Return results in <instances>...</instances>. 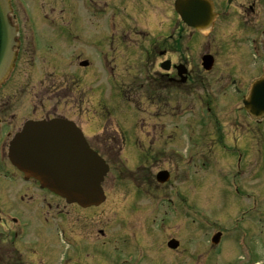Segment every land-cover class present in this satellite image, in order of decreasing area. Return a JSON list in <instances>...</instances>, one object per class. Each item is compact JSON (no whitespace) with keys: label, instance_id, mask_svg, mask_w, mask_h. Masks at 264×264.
Segmentation results:
<instances>
[{"label":"rangeland","instance_id":"rangeland-1","mask_svg":"<svg viewBox=\"0 0 264 264\" xmlns=\"http://www.w3.org/2000/svg\"><path fill=\"white\" fill-rule=\"evenodd\" d=\"M12 2L16 5L14 13L19 16L23 45L14 77L0 88L1 125L10 128H13L8 123L11 116H14V124L20 127L25 117H43L54 110L51 106L56 99L51 83L45 77L51 71L57 77H68L73 72L76 55L85 52L87 30L85 0ZM28 30L35 40L30 41ZM70 34L81 36L77 37L76 43L72 38L66 44L61 41L56 47L58 51L51 47L54 35ZM36 38H42L40 48ZM35 42L40 52L34 49ZM94 48L93 57L97 53V47ZM54 56L57 64L52 69ZM93 62L96 64L95 60ZM113 67L114 75H119L117 65ZM80 72L79 75L84 77ZM92 73L87 86H82V91L88 94L86 100L75 115L79 104L65 103L72 102L70 98L59 101L57 106L58 113L82 126L88 142L105 158L110 168L102 184L107 198L101 209L82 211L77 215L81 219L86 215L90 221L96 218L99 222L105 237L97 238L94 232L90 239L94 241L97 238L99 244L102 242L104 252L89 250L87 257L76 258L77 264H264V256L250 258L248 255L251 247L264 252V194H257L260 188H264V170L261 171L264 168L258 175L256 173L264 161V119L255 125L254 121L246 118L241 101L237 99L240 97L234 99L233 95L229 96L232 88L224 79L219 92L222 96L221 99L215 98L213 113L220 128L212 118H199L198 108L194 105L179 117L157 118L158 123H165L168 127L178 125L170 131L172 135H164L166 138L162 139V135L151 132V123L156 119L149 107L148 84L141 86L140 98L133 90L135 86H121L124 99L130 100L127 104L118 96L113 82L100 85L103 75L97 70V65ZM69 82L67 79L66 83ZM215 88L217 86L211 85L208 93L217 94ZM8 96L11 100L7 103ZM41 100L43 106H40ZM4 102L7 104L3 105ZM130 103L143 112L136 111ZM104 124L107 128L102 131L100 128ZM107 124L123 135L124 145L118 133L117 136L109 132ZM96 137L98 139L95 140ZM219 137L227 148L225 152L216 143ZM154 139L155 147L150 145ZM232 141L238 143L241 150ZM238 154L243 158L242 165L238 163L240 171L236 162ZM161 170L170 173L169 180L163 184L155 182V175ZM4 173L5 170L3 178H6ZM4 185L3 203L8 210L22 217L36 215L40 209L37 203L40 194L34 187L30 186L28 190L34 197L32 202L28 201L33 205L29 207L19 200L6 203L8 196L14 194L15 187ZM48 223L50 227H42L40 236L43 260L45 264H60L64 254L48 255L47 251L62 247L58 243L59 233L69 222L57 218ZM81 223L71 222V225L79 229ZM83 229L90 236L92 227ZM223 229V237L227 238L216 254L207 240L213 231ZM77 231L81 233V229ZM169 239H176L179 246L168 248L166 242ZM236 240L243 246H238ZM79 241L83 247V239L78 237ZM81 252L85 253L84 250Z\"/></svg>","mask_w":264,"mask_h":264},{"label":"flooded vegetation","instance_id":"flooded-vegetation-1","mask_svg":"<svg viewBox=\"0 0 264 264\" xmlns=\"http://www.w3.org/2000/svg\"><path fill=\"white\" fill-rule=\"evenodd\" d=\"M177 1L85 0L87 30L84 36L86 45L84 47L86 57L81 59L77 54L75 65L79 67L83 60L86 61L84 68L88 71L83 72V75L89 77L83 78L76 70L70 78L57 77L54 71H51V75H47L45 79L49 81V84L51 83L53 93L56 94L53 95L56 103L51 106L54 110L43 117H25L24 122L62 117L63 115L57 112V106L59 101L64 99L70 98L72 102H65L70 105H81L85 91L78 89L77 84H80L83 79L86 80L83 82L87 84V80L92 79V70L96 65L97 70L103 75L99 81L100 84L113 82L114 86L150 85L151 113L156 120L157 118L171 119L176 116L175 111L177 113L181 107L192 108L198 105L200 108L204 103L207 111H210L208 105L220 96L221 81L224 82V79L243 96L247 85L254 80L257 71L264 65V0H191V2L184 0L181 2L179 11L175 6ZM185 19L200 23L201 26H204L206 22L204 20L207 19L208 29L199 30L190 27ZM11 20L13 23L18 22V16L11 14ZM79 36L81 35H54V40L50 42L53 44L51 47L58 51L59 48L56 47L61 41L65 43L72 38L76 43ZM41 39H37L39 48L42 43ZM17 41L18 48L22 50L21 31L19 38L17 36ZM95 46L97 53L93 57ZM39 48L36 44L34 49L40 52ZM53 59L52 69L57 64L55 56ZM18 61L19 50L14 69H17ZM115 65H117L119 75H114L113 66ZM67 79L69 83H66ZM211 85L217 86L215 88L218 91L217 94L208 93ZM66 89H69L68 93ZM10 100L11 97L8 96L7 103ZM7 103L4 102L3 105ZM43 105L41 100L40 106ZM12 119L14 116L8 119V123L13 125V128H10L7 125L2 126L0 118V264H45L42 253L44 251L43 241L40 243L41 229L49 224V221L57 218H63L69 222L65 224V228H61L62 230L59 228L69 241L57 250H48V255L57 256L58 252L60 256L64 254L62 258L66 261L65 264H77L76 258L78 256L87 257L89 250L103 254L104 245L102 242L99 244L97 238L105 237L104 229H101L96 218L90 221L86 215L83 219L77 217L78 213L82 211L86 213L92 208L83 209L74 203H67L61 197L42 188L31 173L13 164L9 156V148L16 133L21 131L23 126L17 127ZM164 128L165 126L157 121L151 125L153 133H162ZM216 139L217 145L225 148L220 141L221 137ZM213 141L216 140L213 139ZM152 144L155 147L156 141ZM233 144L238 145L234 141ZM237 149L241 150V147ZM242 159L241 154H238L236 161L239 171ZM260 167L264 168V161ZM3 170H5L4 177L6 178H3ZM3 184L15 187L14 194L8 196L6 203L19 200L29 207L33 205H30L28 201L32 202L34 197L28 190L30 186L34 187L40 194V200L37 202L40 209L38 208L36 215L30 218L22 217L17 212L8 210L3 203ZM258 194H264V191ZM95 209H101V207ZM79 220L82 221L81 228H79L81 233L77 231L79 229L71 225V222L77 224ZM89 226L92 227L90 236L83 229L89 230ZM94 232L97 238L92 241L90 237ZM78 237L83 239V247L82 242H78ZM222 243L220 241L216 249ZM81 250L85 253L83 254ZM248 255L250 258L263 257L264 252L258 250L257 247H251Z\"/></svg>","mask_w":264,"mask_h":264},{"label":"water","instance_id":"water-1","mask_svg":"<svg viewBox=\"0 0 264 264\" xmlns=\"http://www.w3.org/2000/svg\"><path fill=\"white\" fill-rule=\"evenodd\" d=\"M181 1L177 5L179 8ZM9 6L0 0V81L13 60L15 29L8 20ZM195 26V23H192ZM244 109L254 118L264 116V77L255 81L243 99ZM12 161L29 171L44 186L82 206L104 200L100 186L108 167L92 151L71 122L54 119L27 123L12 142ZM53 155V156H52ZM166 177L162 175L160 178ZM175 247L176 243H170Z\"/></svg>","mask_w":264,"mask_h":264},{"label":"bare ground","instance_id":"bare-ground-1","mask_svg":"<svg viewBox=\"0 0 264 264\" xmlns=\"http://www.w3.org/2000/svg\"><path fill=\"white\" fill-rule=\"evenodd\" d=\"M53 156V155H52Z\"/></svg>","mask_w":264,"mask_h":264}]
</instances>
